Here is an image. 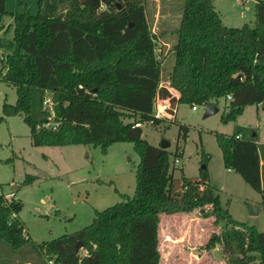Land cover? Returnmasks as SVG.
<instances>
[{"label":"trees","instance_id":"trees-1","mask_svg":"<svg viewBox=\"0 0 264 264\" xmlns=\"http://www.w3.org/2000/svg\"><path fill=\"white\" fill-rule=\"evenodd\" d=\"M147 1L39 0L37 15H12L13 36L7 38L6 0H0V80L17 94L14 104L3 103L0 120L21 116L34 146L91 144L105 150L131 142L140 154L132 197L96 211L89 225L51 241L33 244L18 216L20 201L0 193V240L13 249L30 243L50 264H159L160 215L198 210L214 224L224 223L204 248L218 244L225 264H264V231L221 207L209 182L208 155L198 179L183 173L175 178L171 157L182 154L179 147L170 152L152 145L143 139L142 126L134 125L152 117L161 61L168 55L173 63L166 81L179 93L174 100L192 107L217 105L224 98V122L246 106H263L264 0L254 5V26L241 27L223 24L213 0H184L176 42L166 53L161 32L149 28ZM46 93L53 100L55 129L45 125ZM174 119H155L153 125ZM187 132L180 124L178 140L185 141ZM257 138L247 127L216 135L224 166L257 191L264 205V144ZM35 179L28 174L22 184Z\"/></svg>","mask_w":264,"mask_h":264},{"label":"rangeland","instance_id":"rangeland-1","mask_svg":"<svg viewBox=\"0 0 264 264\" xmlns=\"http://www.w3.org/2000/svg\"><path fill=\"white\" fill-rule=\"evenodd\" d=\"M39 0H6L3 26L6 37L13 36V14L28 12L37 15ZM184 0H148L146 2L149 28L168 35L166 51L176 42ZM254 3L245 7L239 0H213L222 22L229 27L244 24L254 26ZM249 8V9H247ZM0 49V59L3 57ZM172 55L161 61L160 87L170 89L166 72L172 68ZM1 66V64H0ZM49 94V93H48ZM15 87L0 80V117L3 103L14 104ZM176 102L174 122L162 121L158 125H142V137L148 143L160 146L169 142L173 152L178 146L182 154L171 157L173 176L198 179L204 165L209 182L220 198L221 207L240 222L254 225L264 231V205L261 195L251 188L235 171L228 172L223 164L222 152L216 135H231L238 127L257 131L259 143H264V107L262 104L246 106L234 120L224 122L227 101L219 99L217 111L204 116L205 105L195 110L186 103ZM187 126L185 141L178 140L179 125ZM175 159V160H174ZM140 154L131 142H115L105 150L100 145L34 146L30 128L19 115L0 120V193L8 200H19L18 213L27 236L33 244L51 241L71 234L89 225L96 211L132 197L136 188V170ZM36 179L29 185L22 182L26 175ZM250 206L258 212L250 214ZM223 221L214 224V218H203L198 210L190 213L162 214L159 221V242L164 264H225L220 246L207 250L205 244L211 235L223 227ZM37 249V248H36ZM25 243L13 249L0 240L1 264H50L48 258ZM250 264H258V261Z\"/></svg>","mask_w":264,"mask_h":264},{"label":"built area","instance_id":"built-area-1","mask_svg":"<svg viewBox=\"0 0 264 264\" xmlns=\"http://www.w3.org/2000/svg\"><path fill=\"white\" fill-rule=\"evenodd\" d=\"M168 92L170 93V95H164L162 93V87H160V91L154 99L152 117L146 122H136L134 125L141 127L144 124H153L155 119L171 120L175 118L176 107L173 108L172 106V102L174 101V95L172 94L170 89L168 90ZM227 98L230 99L231 96L228 95ZM42 105L43 108L48 111V122L45 125L52 126V128L55 129L57 126V122L53 121L55 113L53 110V100L50 94H44ZM191 108L192 110H195L196 106H192ZM239 137L240 135L237 136V138ZM176 161H178V159Z\"/></svg>","mask_w":264,"mask_h":264},{"label":"water","instance_id":"water-1","mask_svg":"<svg viewBox=\"0 0 264 264\" xmlns=\"http://www.w3.org/2000/svg\"><path fill=\"white\" fill-rule=\"evenodd\" d=\"M162 93L165 95L168 93V89L166 87H162ZM172 106L173 108L176 107V102L175 100L172 102ZM264 106V103H263ZM218 109L217 107L213 104V103H208L207 105H205V113L204 116H208L214 112H216ZM254 135V133L252 134ZM169 146V142L167 141H162L160 144L161 148H167ZM250 214H255L258 212V209L256 206H250V210H249ZM81 246L80 243L77 244V248H79Z\"/></svg>","mask_w":264,"mask_h":264},{"label":"crops","instance_id":"crops-1","mask_svg":"<svg viewBox=\"0 0 264 264\" xmlns=\"http://www.w3.org/2000/svg\"><path fill=\"white\" fill-rule=\"evenodd\" d=\"M241 3H242V5L245 7L251 0H239ZM257 2V0H255V3ZM255 3H254V5H255ZM247 7V6H246ZM247 9H249V8H247ZM219 12V11H218ZM219 14H220V12H219ZM221 15V14H220ZM222 18V17H221ZM224 24V23H223ZM160 32H161V36H159V37H162V40H164V42H166L165 40H166V38H167V35H168V33L167 32H165V33H162V32H164V30H160L159 31V34L158 35H160ZM2 34V31H0V35ZM170 90H171V92H172V94L174 95V97L175 98H177L178 97V95H179V93L176 91V90H174L173 88H170ZM262 144H264V143H262ZM227 171L228 172H231V170L230 169H227ZM162 215V214H161ZM160 215V216H161ZM158 240H159V231H158ZM158 250H159V253H160V260H159V264H164V256H163V252H162V247L160 246V242L158 241Z\"/></svg>","mask_w":264,"mask_h":264}]
</instances>
